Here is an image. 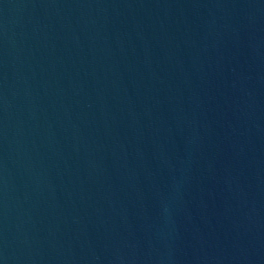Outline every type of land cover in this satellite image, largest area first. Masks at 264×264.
<instances>
[{
    "label": "water",
    "instance_id": "1",
    "mask_svg": "<svg viewBox=\"0 0 264 264\" xmlns=\"http://www.w3.org/2000/svg\"><path fill=\"white\" fill-rule=\"evenodd\" d=\"M0 264H264V0H0Z\"/></svg>",
    "mask_w": 264,
    "mask_h": 264
}]
</instances>
